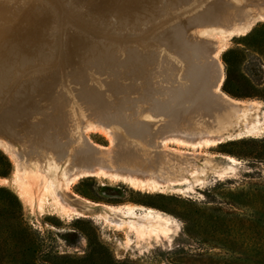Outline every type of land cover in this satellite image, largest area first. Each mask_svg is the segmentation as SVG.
Segmentation results:
<instances>
[{
	"label": "rangeland",
	"instance_id": "rangeland-1",
	"mask_svg": "<svg viewBox=\"0 0 264 264\" xmlns=\"http://www.w3.org/2000/svg\"><path fill=\"white\" fill-rule=\"evenodd\" d=\"M256 14L264 0H0V264H264V15L237 26ZM207 132L224 141L180 145ZM83 145L100 175L71 162ZM128 148L182 153V181L135 188L156 180L117 160ZM22 163L118 215L69 213Z\"/></svg>",
	"mask_w": 264,
	"mask_h": 264
},
{
	"label": "bare ground",
	"instance_id": "bare-ground-1",
	"mask_svg": "<svg viewBox=\"0 0 264 264\" xmlns=\"http://www.w3.org/2000/svg\"><path fill=\"white\" fill-rule=\"evenodd\" d=\"M195 2V1H194ZM193 2V3H194ZM197 3V2H196ZM196 3H194L196 5ZM192 4V2H191ZM244 4V3H243ZM203 5V4H201ZM200 8V7H199ZM225 9V7L223 8ZM227 10V9H226ZM232 10V9H231ZM251 10V9H250ZM195 11V10H194ZM226 13V12H225ZM228 13V11H227ZM192 14V13H190ZM229 14V13H228ZM234 14V12H233ZM186 15H189V14H186ZM264 14H256V15H253V16H250L246 19H244L239 25H237L239 28H242L245 29L249 23L251 21H254L256 20L258 17L260 16H263ZM184 17V16H183ZM182 17V18H183ZM229 17V16H228ZM170 24V23H169ZM184 24V23H183ZM208 26V25H207ZM240 31V30H239ZM119 33V32H118ZM133 33V32H132ZM183 36V35H182ZM151 39V38H150ZM204 40V39H203ZM171 43V42H170ZM190 44V43H189ZM198 44V43H197ZM92 45V44H91ZM96 45V44H94ZM93 45V46H94ZM200 46V45H199ZM149 47V46H148ZM190 47V46H189ZM99 49V48H98ZM155 49V48H154ZM201 49V48H200ZM93 50V48H92ZM96 51V50H95ZM201 52V51H200ZM203 53V52H202ZM193 54V52H192ZM199 54V53H198ZM197 54V55H198ZM201 54V53H200ZM199 54V55H200ZM198 55V57H199ZM170 58V57H169ZM187 59V61H189V57H185ZM193 59V58H192ZM191 60V59H190ZM166 61V59H165ZM173 61V60H172ZM192 61V60H191ZM1 62V61H0ZM193 62V61H192ZM191 62V63H192ZM189 63V62H188ZM187 64V62H186ZM185 64V66H186ZM194 63H192L193 65ZM216 64L219 65V67L221 68V64L219 62H217ZM191 65V64H190ZM186 66V67H190L191 66ZM196 65V64H195ZM194 66V65H193ZM179 68V67H178ZM193 68V67H192ZM196 68L197 65H196ZM202 68H204L202 66ZM199 69V68H198ZM18 70V69H17ZM185 70V69H184ZM190 70V69H188ZM176 71V70H175ZM218 71V69H217ZM179 72V70H178ZM188 72V71H187ZM177 72H175L176 74ZM181 73V72H180ZM4 75V74H3ZM8 75V74H7ZM179 75V74H178ZM2 76V74H1ZM177 77V75H176ZM188 84V83H187ZM215 87V86H214ZM173 90V89H171ZM170 90V91H171ZM130 91V90H129ZM174 91V90H173ZM86 92V91H85ZM177 92V91H175ZM90 93V92H89ZM91 94V93H90ZM107 94V93H106ZM177 94V93H176ZM184 94V92H183ZM182 94V95H183ZM174 96V95H173ZM176 96V95H175ZM181 96V95H180ZM215 96L217 98L218 101H223L222 98L225 96L223 93H215ZM157 97V96H156ZM165 97V96H164ZM171 97V96H170ZM226 97V96H225ZM137 98V97H136ZM162 98V97H161ZM184 99V98H183ZM127 100V96H126V99ZM159 100V98H158ZM184 101V100H183ZM93 102V101H92ZM91 102V103H92ZM127 102V101H126ZM151 104H152V101H150ZM186 102V101H184ZM224 102V101H223ZM130 103V102H128ZM133 103V102H132ZM135 103V102H134ZM133 103V105H135ZM137 103V102H136ZM222 103V102H221ZM229 103V101L227 102ZM156 104V103H155ZM160 104V102L158 103V105ZM163 104V103H162ZM165 104V103H164ZM223 104V103H222ZM224 104H226L224 102ZM97 105V104H96ZM157 105V106H158ZM238 105H241V106H244V103L243 102H239V101H235V102H230L229 104H226V106H229V107H239ZM155 106V105H154ZM161 104L159 105V108H160ZM23 107V106H22ZM21 107V108H22ZM25 107V106H24ZM97 107V106H96ZM103 107V106H102ZM246 107V105H245ZM250 107V105H249ZM17 108V106H16ZM125 108V107H124ZM137 108V107H136ZM158 108V110H159ZM162 108V107H161ZM223 108V107H222ZM247 108V107H246ZM26 109V107H25ZM135 109V108H134ZM164 109V107L162 108ZM249 109V108H248ZM247 109V110H248ZM252 109V108H251ZM250 109V110H251ZM153 110V109H151ZM156 110V109H155ZM238 109H236V112H237ZM241 110V109H240ZM219 111V110H218ZM227 111V110H226ZM225 111V112H226ZM224 112L225 115H227L226 113ZM229 112V111H228ZM233 112V111H232ZM220 113V112H219ZM223 113V109H222V112ZM8 114V113H6ZM160 114V113H159ZM230 114V113H229ZM249 114V113H248ZM247 114V115H248ZM252 114V112H251ZM127 115V114H126ZM223 114H221L222 116ZM222 116V117H225ZM244 115L246 116V114L244 113ZM155 116V115H154ZM158 116V114L156 115ZM124 117V116H123ZM121 118V117H120ZM128 118V117H127ZM244 118V117H243ZM238 120L242 118H237ZM117 120V119H116ZM119 120V119H118ZM228 121V120H227ZM237 121V120H236ZM240 121V120H239ZM218 122V121H217ZM128 123V121L126 122ZM146 124V123H144ZM174 125H170V128H177L179 130H183L185 128H187L184 124L183 121H178V122H174L172 123ZM187 124V123H186ZM229 124V123H228ZM230 125V124H229ZM227 126V125H226ZM144 128V126H143ZM152 129V128H151ZM156 129V128H155ZM149 130V129H148ZM138 131V130H137ZM230 131V130H229ZM72 132V131H71ZM216 132H219V131H216ZM154 134V132H152ZM163 133V132H162ZM163 135V134H162ZM211 136L212 138L216 139L217 141L214 142L213 144L216 145L218 141H224L223 137L222 136H219V135H213V133L211 132H207V133H203V134H200L199 136H192V137H186L185 139H181L180 140V145L182 146H186L187 144L189 143H195V142H200V141H206L207 143H211L207 140L206 137H209ZM143 138V137H142ZM27 139V138H26ZM152 139H153V136H152ZM151 139V140H152ZM5 140V139H4ZM28 140V139H27ZM147 140V139H146ZM157 140V139H156ZM7 141V140H6ZM9 142V141H8ZM47 142V141H46ZM150 142V141H149ZM10 143V142H9ZM131 143V142H130ZM152 143V142H151ZM13 145V143H11ZM39 145V144H38ZM44 145V144H43ZM50 146V144H48ZM155 145V144H153ZM209 145V144H208ZM155 147V146H154ZM130 149L128 152L124 151V150H119L118 151H115V155H116V158L117 160L123 164L126 168H128L129 170H131L133 173H142V178L144 180H149L150 177H153L155 180H156V184L154 185H147V184H144V185H136L135 188H139V189H144L145 187L147 186H155V187H161V186H165L166 188L170 187V185H174L177 184L179 182L182 181V178H180L178 175H176V171H175V168H176V164H175V156H181L182 153L178 152V151H175V150H169V152L171 153L172 158H174L173 161H168L169 164H167L165 167H163V165H161L162 163V156L161 155H158V154H153V155H149V154H146V153H139L138 150H135V149H131V148H128ZM159 149V148H158ZM93 152H90L88 150V148L84 147H80L79 149H77L76 152H74L73 154V158L71 159V162L75 165H78V166H84L86 168H88L90 171H93V172H96V174H101V170L102 168H97V167H93V166H90V164H99V165H109V161L107 160V158L103 155V153L97 149L95 150H92ZM118 152V153H117ZM149 152V151H148ZM162 152V151H161ZM152 153V152H151ZM164 153V152H163ZM15 156L18 157L21 162H22V156L20 155V152L17 150L15 151ZM185 156V155H184ZM24 162V161H23ZM23 164V163H22ZM34 164H29L27 166H24L23 164V167H24V170L21 172V180L23 182V184H25L28 188H31L35 193H39L40 196H46V194H49L50 192H55V195H56V199H57V202L63 207L65 208L69 213H73L75 215H78V216H85L86 214H90L91 212H93L95 209L99 208V211H100V208H103L104 211L107 210V211H111L115 214L118 215L119 213V208H113V207H110V206H102L98 203H95V202H91V201H88L86 199H80L77 203H73L74 200H72V198H69L68 196L64 195V193H60L58 190L55 189L54 185L51 183V182H45L44 185H42V181L44 182L43 178H41V175L38 174V171L41 169H39L38 171H36L35 169H33L34 167ZM201 166V165H200ZM156 171V172H154ZM128 172V171H127ZM130 172V171H129ZM128 172V173H129ZM131 172V173H132ZM129 173V174H131ZM18 175V174H17ZM125 174H123L124 176ZM135 177V175H134ZM136 178V177H135ZM73 180V179H72ZM19 184V183H18ZM20 185V184H19ZM42 185V186H41ZM23 188V187H22ZM25 188V187H24ZM171 188V187H170ZM173 189H181L179 187H174ZM68 190V189H67ZM25 191V190H24ZM28 191V190H27ZM66 191V190H65ZM70 192V194L72 193L70 190H68ZM74 193V192H73ZM72 193V194H73ZM71 194V195H72ZM75 196V195H74ZM76 198L79 199V197L76 196ZM47 203V202H46ZM57 203V204H58ZM44 204V203H42ZM48 204V203H47ZM102 209V210H103ZM106 212H102L100 213V215H102L105 219H108V214ZM110 218V217H109ZM117 221V220H116ZM118 223V222H117Z\"/></svg>",
	"mask_w": 264,
	"mask_h": 264
},
{
	"label": "trees",
	"instance_id": "trees-1",
	"mask_svg": "<svg viewBox=\"0 0 264 264\" xmlns=\"http://www.w3.org/2000/svg\"><path fill=\"white\" fill-rule=\"evenodd\" d=\"M226 64H227V62H226ZM14 193V192H13ZM17 195V194H16ZM18 196V195H17Z\"/></svg>",
	"mask_w": 264,
	"mask_h": 264
}]
</instances>
